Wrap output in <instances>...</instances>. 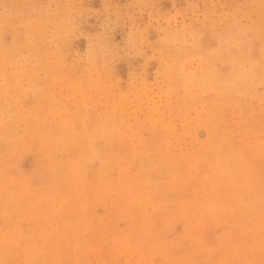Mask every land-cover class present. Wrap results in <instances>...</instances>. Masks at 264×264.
<instances>
[{
	"label": "rangeland",
	"instance_id": "374dc122",
	"mask_svg": "<svg viewBox=\"0 0 264 264\" xmlns=\"http://www.w3.org/2000/svg\"><path fill=\"white\" fill-rule=\"evenodd\" d=\"M0 264H264V0H0Z\"/></svg>",
	"mask_w": 264,
	"mask_h": 264
},
{
	"label": "bare ground",
	"instance_id": "6f19581e",
	"mask_svg": "<svg viewBox=\"0 0 264 264\" xmlns=\"http://www.w3.org/2000/svg\"><path fill=\"white\" fill-rule=\"evenodd\" d=\"M33 19V18H32ZM30 21V20H29ZM38 50V49H37ZM30 83V82H29ZM27 97V96H26ZM49 109V108H48ZM74 110V109H73ZM49 113V112H48ZM65 114V113H64ZM101 114V112H100ZM60 118V117H59ZM87 129V128H86ZM33 131V130H32ZM119 131V130H118ZM222 132V131H221ZM121 133V132H119ZM123 134V133H122ZM120 135V134H119ZM60 137V136H59ZM64 137V136H63ZM69 137V136H68ZM62 140V139H61ZM9 143V142H8ZM37 143V142H36ZM198 144V143H197ZM63 146V145H62ZM173 147V146H172ZM176 147V146H175ZM232 147V146H231ZM135 148V147H134ZM221 148V147H220ZM138 149V148H137ZM140 149V148H139ZM207 149V148H206ZM234 149V148H233ZM139 151V150H138ZM134 152V151H133ZM91 153V152H90ZM93 153V152H92ZM126 153V151H125ZM132 153V152H131ZM135 153V152H134ZM181 153V152H180ZM190 153V152H189ZM148 154V153H147ZM167 154V153H166ZM171 154V153H170ZM140 155V154H139ZM193 155V154H192ZM124 158V157H123ZM207 158V157H206ZM205 158V159H206ZM148 159V158H147ZM172 159V158H171ZM194 162V161H193ZM220 162V161H219ZM43 163V162H42ZM195 163V162H194ZM150 164V163H149ZM146 165V164H145ZM79 166V165H78ZM206 166V165H205ZM190 168V167H189ZM8 169V168H7ZM96 170V169H95ZM100 171V170H99ZM136 172V171H135ZM197 172V171H196ZM104 173V172H103ZM67 174V173H66ZM81 174V173H80ZM31 175V174H30ZM119 175V173H118ZM209 175V174H208ZM27 176V175H26ZM218 176V175H217ZM103 177V176H102ZM171 177V176H170ZM175 177V176H174ZM25 179V178H24ZM48 180V179H47ZM182 182V180H181ZM38 185V184H37ZM136 187V186H135ZM104 188V187H103ZM122 188V187H121ZM105 189V188H104ZM77 191V190H76ZM91 192V191H90ZM205 193V192H204ZM146 194V193H145ZM206 194V193H205ZM4 196V195H3ZM117 196V195H116ZM147 197V195H146ZM24 198V197H23ZM241 198V197H240ZM153 199V198H152ZM257 201V200H256ZM240 204V203H239ZM221 207V206H220ZM234 207V206H233ZM42 209V208H41ZM188 209V208H187ZM64 210V209H63ZM225 210V209H224ZM225 214V213H224ZM130 217V216H129ZM130 219V218H129ZM217 220V219H216ZM130 221V220H129ZM226 222V221H225ZM243 222V221H242ZM188 223V222H187ZM243 226V225H242ZM51 227V226H50ZM254 227V226H253ZM71 228V227H70ZM248 228V227H247ZM246 228V229H247ZM148 229V228H147ZM250 229V228H249ZM257 229V228H256ZM198 231V230H197ZM246 231V230H245ZM256 231V230H255ZM132 232V231H131ZM173 233V232H172ZM198 234V233H197ZM49 235V234H48ZM17 236V235H16ZM191 238V237H190ZM143 239V238H142ZM9 240V239H8ZM196 242V241H195ZM199 244V243H198ZM263 245V244H262ZM109 246V245H108ZM155 247V246H154ZM245 247V246H244ZM68 248V247H67ZM216 248V247H215ZM234 248V247H233ZM247 248V247H246ZM21 249V248H20ZM252 249V248H251ZM98 250V249H97ZM198 250V249H197ZM50 251V250H49ZM243 252V251H242ZM198 253V252H197ZM206 254V253H205ZM98 255V254H97ZM109 255V254H108ZM51 257V256H50ZM259 257V256H258ZM194 259V258H193ZM187 260V259H186ZM65 261V260H64ZM14 262V261H13Z\"/></svg>",
	"mask_w": 264,
	"mask_h": 264
}]
</instances>
